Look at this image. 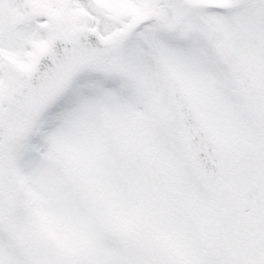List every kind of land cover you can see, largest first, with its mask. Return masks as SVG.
I'll use <instances>...</instances> for the list:
<instances>
[{"label": "snow or ice", "instance_id": "obj_1", "mask_svg": "<svg viewBox=\"0 0 264 264\" xmlns=\"http://www.w3.org/2000/svg\"><path fill=\"white\" fill-rule=\"evenodd\" d=\"M0 264H264V0H0Z\"/></svg>", "mask_w": 264, "mask_h": 264}]
</instances>
